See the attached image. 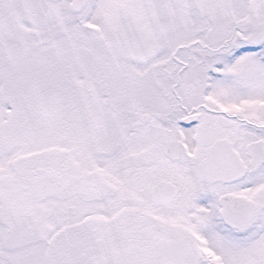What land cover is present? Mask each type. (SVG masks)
Segmentation results:
<instances>
[{
  "label": "snow or ice",
  "instance_id": "obj_1",
  "mask_svg": "<svg viewBox=\"0 0 264 264\" xmlns=\"http://www.w3.org/2000/svg\"><path fill=\"white\" fill-rule=\"evenodd\" d=\"M0 264H264V0H0Z\"/></svg>",
  "mask_w": 264,
  "mask_h": 264
}]
</instances>
